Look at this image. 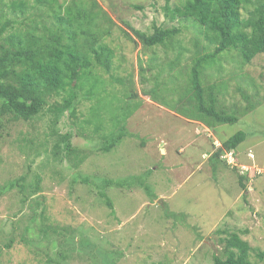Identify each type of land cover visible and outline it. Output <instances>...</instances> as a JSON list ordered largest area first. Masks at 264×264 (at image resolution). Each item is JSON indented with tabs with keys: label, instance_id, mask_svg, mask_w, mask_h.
<instances>
[{
	"label": "rangeland",
	"instance_id": "obj_1",
	"mask_svg": "<svg viewBox=\"0 0 264 264\" xmlns=\"http://www.w3.org/2000/svg\"><path fill=\"white\" fill-rule=\"evenodd\" d=\"M13 1L0 0V30L8 24L2 41L38 14L37 37L66 36L54 11L75 0L49 7L26 0L24 14ZM78 1L98 13L94 30L114 50L115 69L95 67L77 83L75 118L53 110L68 91L49 97L29 122L0 117V264H213L225 232L239 233L253 249L251 263L264 264V53L243 65L228 51L204 68L203 87L215 86L219 109L239 117L208 125L187 113L191 68L215 50L199 29L172 21L166 0ZM155 27L180 33L149 48L131 31L152 35ZM240 131L247 138L238 157L213 164L212 154Z\"/></svg>",
	"mask_w": 264,
	"mask_h": 264
},
{
	"label": "trees",
	"instance_id": "obj_2",
	"mask_svg": "<svg viewBox=\"0 0 264 264\" xmlns=\"http://www.w3.org/2000/svg\"><path fill=\"white\" fill-rule=\"evenodd\" d=\"M53 1V2H52ZM57 0H37V4L49 7ZM172 0H166L165 10L172 21H190L199 29L201 35L215 46L211 54H206L196 59L191 68L189 91L195 98L187 113L193 119L205 123L212 120L219 124H234L239 117L234 113H228L218 104L215 86L205 89L202 85L201 73L204 68L215 65L218 58L228 51H235L241 57L243 65L250 63L256 56L264 53V2L254 6L253 0H176L171 7ZM12 7L24 14L29 6L26 0H14ZM59 4L54 11L58 29L67 32L70 43L65 44L64 36L47 29L48 33L37 37L34 26L40 14L32 17L30 27L19 30L3 39V30H0V117L13 116L16 120L29 122L37 117L47 105V99L51 96H60L61 92H69L68 99L61 106L53 110L57 116L69 112V117L77 115V90L81 81L95 67L102 68L106 72L115 69V52L103 44L102 34L95 32L98 29L96 18L98 13L89 10L87 3L72 1L66 7ZM251 6L253 8H251ZM92 7H97L93 1ZM139 8V7H137ZM51 9V8H50ZM250 9H252L250 11ZM246 11L248 18H243ZM33 15V14H31ZM17 24V22H16ZM152 35L132 29L134 37L145 47L166 45L179 33V28L155 27ZM81 33L84 41L80 42L78 33ZM132 37V36H131ZM133 40V38H130ZM2 41V42H1ZM178 53L176 60L180 58ZM118 69V68H117ZM156 89L152 94H156ZM187 90V91H188ZM253 105H249L252 108ZM70 136L62 137L64 141ZM247 138L246 133L240 131L222 144L211 157L216 163L224 151L234 152ZM120 139L106 142L102 151L109 152ZM68 151L73 149L68 145ZM151 173V172H150ZM149 175V174H147ZM243 180V177L240 178ZM144 186V183H142ZM14 183L11 184V188ZM241 187L246 186L241 183ZM149 190V186L144 189ZM1 196V193H0ZM109 208H113L110 198L100 194ZM168 217L178 218L179 214L167 212ZM227 234L222 240L224 244L223 256H214L213 264H252L251 254L253 249L237 232ZM13 240L8 242L7 248H11ZM258 257L264 260V254ZM51 264V261L49 262Z\"/></svg>",
	"mask_w": 264,
	"mask_h": 264
},
{
	"label": "clouds",
	"instance_id": "obj_3",
	"mask_svg": "<svg viewBox=\"0 0 264 264\" xmlns=\"http://www.w3.org/2000/svg\"><path fill=\"white\" fill-rule=\"evenodd\" d=\"M231 137H232V136H231ZM229 138H230V137H229ZM229 138H228V139H229ZM228 139H227V140H228ZM227 140H226V141H227ZM218 149H221V148H218ZM213 154H214V153H213ZM213 154H212V155H213ZM238 155H239V154H237L236 157H238ZM232 156L235 157V153H234V152L224 151L223 154L220 156V158H222L223 160L226 161V160L228 159V157H232ZM236 157H235V158H236Z\"/></svg>",
	"mask_w": 264,
	"mask_h": 264
}]
</instances>
